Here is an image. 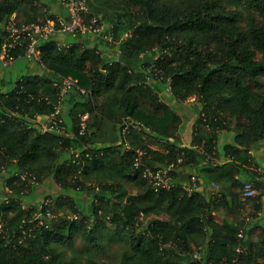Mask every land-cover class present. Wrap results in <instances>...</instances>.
<instances>
[{
  "label": "trees",
  "instance_id": "1",
  "mask_svg": "<svg viewBox=\"0 0 264 264\" xmlns=\"http://www.w3.org/2000/svg\"><path fill=\"white\" fill-rule=\"evenodd\" d=\"M37 1L0 0V24L12 13L19 22L53 17L45 9L48 15L37 18ZM96 1L87 0L85 20L100 15L112 24L115 39L131 30L119 44L123 60L86 46L80 34L67 44L61 43V34H53L38 43L46 74H23L10 89L0 90V165L7 171L8 187L6 200H0V264H73L58 247H73L77 236L87 242L83 253L90 254L82 264H104L95 258L98 253L105 257L106 247L99 242L115 237L128 240L119 264H264L249 236L251 227L239 229L228 217L220 222L213 217L217 205L231 212L243 203L242 188L235 185L253 179L247 169L254 159L248 153L264 139V88L254 93L249 86L264 76V0H117L128 11V23L120 12L107 19ZM1 44L0 32V49ZM152 63L160 70L159 76L149 73L156 87L146 81L145 68ZM59 76H71L77 84L64 97L70 93V128L64 132L60 114L59 130L40 132L34 119L58 103L53 81ZM163 85L176 100L193 96L197 102L190 146L179 143L181 118L157 100L156 90ZM85 112L86 128L80 134L79 115ZM129 121L136 126L129 125L123 134ZM198 126L209 140H203ZM222 128L233 132V141L213 157L222 154L224 162L215 163L204 151L211 153L215 131ZM107 129L111 132L105 135ZM146 133L162 147L145 144ZM135 149L143 151L144 165L166 168L173 162L174 186L154 191L141 166L134 165ZM190 155L202 163L197 183L205 177L223 182L217 197L188 193L174 178L175 166ZM20 173L35 181L21 179ZM239 173L245 178L239 179ZM259 178V192L251 197L255 211L264 196V175ZM50 179L60 189L55 195H45L38 205L24 204L26 194ZM127 183L136 191L127 190ZM79 190L90 198L88 213L77 207L73 194ZM67 209L78 212V219H69ZM47 211L55 216L48 218ZM162 212L166 218L158 217ZM142 214L149 217L141 220ZM106 225L114 228L108 238L98 233ZM124 229L128 238L121 234ZM261 232L264 244V228ZM198 248L201 256L195 261L190 252Z\"/></svg>",
  "mask_w": 264,
  "mask_h": 264
},
{
  "label": "rangeland",
  "instance_id": "2",
  "mask_svg": "<svg viewBox=\"0 0 264 264\" xmlns=\"http://www.w3.org/2000/svg\"><path fill=\"white\" fill-rule=\"evenodd\" d=\"M92 1H95V0H92ZM175 1H177V0H175ZM40 2H41L40 4L36 3L35 8H36V12H37L36 13L37 18L41 19V18L48 15L47 11H48V13H53L54 6H51V5L47 6L48 2H46L45 0H40ZM99 3L102 4V6H100V8H102L103 10L105 9L104 11L108 12L107 13L108 14L107 19L113 18L115 16L116 12H120L122 15V19L125 21V23H128V15H127L128 11L126 13V9L123 8L121 2H119L117 0H98V1L94 2V5H99ZM45 9L47 11H45ZM102 9H100V10H102ZM29 11H30V9H29ZM124 11H125V14H123ZM21 17L23 19L25 18V16H21ZM62 35H66V34H62ZM119 58H121V60H123V58L121 56ZM33 61H35L39 65V68L37 71L40 73L46 74L45 69L41 68L40 63L36 60H33ZM25 68L26 67L24 64V59H19V60L15 61L14 63L8 64V65H4L0 61V70L3 71V74L2 75L0 74V90L5 91V90L10 89L14 80H16L19 76L30 72L29 70H28V72L24 71ZM155 79L156 78L151 77L147 80V83L152 86V82ZM163 84H165V83H163ZM249 86H250L252 92H254V93L260 92L261 91L260 89L264 88V76L259 78L257 83L249 82ZM163 90H169V88L164 86ZM184 107L186 109H188V106L184 105ZM171 108L176 113L180 110V108L178 106H174V105ZM61 112L63 115V119L66 121L65 111L64 110L62 111V108H61ZM191 114L194 115L192 112H191ZM183 126H185V127H183ZM62 128H63V130H65L64 132H66V130H68L70 128V124L68 125V123L65 122L63 124ZM203 129H204L203 127L198 126L196 130L202 134L203 140L207 141V140H209V138H208V135L205 134V131H204L205 129L204 130ZM179 130H178V136H179L180 141H181V139H184L186 146H189L193 140V134H194L193 132H194L195 128L192 127L189 129V127H187V125H184V123H183L182 125H179ZM109 131L111 132L110 129L105 130V132H104L105 135H108L107 132H109ZM143 140H144L145 144L150 145L152 148H161L162 147V145L157 143L156 137L150 133H146ZM232 141H233V132L229 131L226 128L217 129L215 131V137H214V139H212V142L210 145L211 153L204 151L205 156L207 158H209L212 162L216 163L217 161L215 159H213V157L217 156L218 150L221 151L223 148V145L226 144V142H232ZM258 145L259 146L257 148H255V153H256L255 157L253 156L254 162L250 163V167H248L249 169H247V171L249 173H252V176H253V179L252 180L249 179L248 181H251L252 184L254 185V189L256 191L255 194H257L259 192V188H260V186L256 183V181L260 179L259 177L261 175H264L263 174V172H264V139L260 140ZM247 153L248 152L244 153V155L247 156ZM248 154H250V153H248ZM224 157L222 159H224ZM197 159L198 158L196 155H190L186 159L185 162L180 163V164L175 166L177 169L176 174H179L180 180H182L186 184L190 183V181H191L190 178L192 175L194 177L195 176L198 177V171H197V169L196 170L194 169L195 161ZM199 162L201 163L200 160H199ZM255 162H257V164L259 166H257ZM200 165L202 166V164H199V166ZM6 173H7V171L5 169L2 170L1 165H0V200L5 195V189L3 187L5 185L4 184V179H5L4 176L6 175ZM241 177H243V178H241ZM238 178L244 179L245 176L243 174H241V175H238ZM51 182H49V180L45 181V184L42 185V186L45 185V187H42V189H40V190H38V189H39V186H41V185L37 184L36 185V192L34 194L28 193V194H26V196H24V204L36 203L38 205L40 203V201L43 200V198H44L42 196L41 192L52 193L51 192L52 184L55 182L53 180H51ZM244 183H245V181H243V184ZM197 185H198V183H197ZM126 186H127V190H129L130 192L136 191V187L132 186L131 183H127ZM222 186H223V182H221L220 180H217V182L213 181L212 186H211V190H209L210 194H208V195H212V196L217 197L219 194V188H221ZM235 187H236V189H239V188H242L243 185L240 186L239 184H236ZM82 194H83V192H80L78 195H82ZM240 195H241V193H240ZM251 197L244 199L243 203L238 202V204L235 206V208H233L234 210L231 212L225 210V208L222 205H217V207L213 211V217L217 222H220L224 217H228L234 223V225L237 226L239 229H244V228L246 229L247 227H251L249 230V236L252 239V241L254 242V244L256 246V250L258 251L257 252L258 253V259L263 260L264 259V244H262V242H261L262 235H263L261 230H262V228H264V196L261 197L260 209H258L256 211L253 209V198H251ZM77 199H78L77 201L79 202L77 207H78L79 211L81 212V214L88 213L89 212L90 198L88 196H85L84 199H80V197H78ZM141 216H142L141 220H145V219H147V217H149L146 214H144V215L142 214ZM158 217L159 218H166L167 215L164 212H162L161 214L158 215ZM88 220L90 222H93V219L91 217L88 218ZM113 232H114V228L112 225H106V227L104 229L98 230V233L100 235L107 236L105 238H108V236H109L108 234H113ZM244 232L245 231H243V233ZM128 233L129 232L126 229H124V231H121V234H123V236L126 238H128L127 237ZM127 241H128L127 239H117L116 237L111 241H109L108 239L102 238L100 240L99 244H100V246L102 245V246L106 247L105 257H103L102 254L98 253L95 256V258L99 259V261L103 262L104 264H119L121 261L123 251L129 250ZM86 244H87V242L84 241L81 236H77L74 240L73 247H58V248L61 249V251L63 252L62 256L64 257L65 260H68L71 257L73 259V264H82L84 262V260L86 259V257H88V255L90 256V254H87L86 252L83 253V250H85V248L87 247ZM259 249H261V250H259Z\"/></svg>",
  "mask_w": 264,
  "mask_h": 264
},
{
  "label": "built area",
  "instance_id": "3",
  "mask_svg": "<svg viewBox=\"0 0 264 264\" xmlns=\"http://www.w3.org/2000/svg\"><path fill=\"white\" fill-rule=\"evenodd\" d=\"M60 3L65 8V15L53 14V17L46 18L43 22H19L16 18V14L12 13L5 23L0 24V32L2 38V44L0 49V61L4 65L11 64L17 56L22 55L28 59L36 60L40 63V49L38 43L41 40L47 39L53 34H80L88 35L93 34L98 36L101 40L108 43L109 45H115L114 53L110 58L117 60L121 55L120 41L131 35V30L125 31L123 34L114 38L112 33V24L105 21L100 15H92L89 20H85V14L88 13L87 0H60ZM23 49L22 54H15L13 51ZM153 59H158L156 52L153 55ZM154 71L156 76H159L160 70L155 66L154 63L145 68L146 81L151 78L149 73ZM53 85L58 89V103L54 106V109L48 115L40 118H35V122L40 132L48 130H59V123L62 121L61 105L63 99L73 87H77L76 80L71 76H59V80L53 81ZM84 92L83 89L80 90ZM88 114L85 112L79 115V133L83 134L86 128V119ZM134 125L132 122H124L122 128L123 134L127 132L128 126ZM125 146L129 148V144L125 142ZM78 153H75L77 156ZM143 151L135 149V156L133 159L134 165L141 166V174L143 178L151 185L154 191L161 189H169L174 186L172 176L169 171L175 164L172 162L166 168L151 167L142 163ZM181 159L178 158L177 162ZM80 172V169L78 170ZM21 179H28L34 182V176L28 177L25 173L19 174ZM190 183L184 186V189L190 193L197 189V182L195 177L192 175ZM90 184V183H88ZM97 188V187H96ZM5 192L8 191V187L5 184ZM256 193L254 185L251 181H245L242 187L241 198L246 199L254 196ZM3 198L6 200L5 195ZM67 217L69 219H78V212L66 210ZM46 216L51 218L55 216L51 212L47 211ZM1 226V224H0ZM240 235V233H239ZM238 250V248L236 249ZM193 260H199L201 253L200 249H195L190 252Z\"/></svg>",
  "mask_w": 264,
  "mask_h": 264
},
{
  "label": "crops",
  "instance_id": "4",
  "mask_svg": "<svg viewBox=\"0 0 264 264\" xmlns=\"http://www.w3.org/2000/svg\"><path fill=\"white\" fill-rule=\"evenodd\" d=\"M45 1L48 2L47 6H49V5L54 6L53 13L59 14V15H62V16L65 15V8L60 3V0H45ZM75 36H76V34L62 35V36H60L61 43L67 44V43L71 42L72 39ZM80 37L84 38V41H85L84 44L86 46H90V47H94L95 46L97 48V51H99L104 56L110 58V56L113 55L115 45H113V44L109 45L108 43H106L103 40H101L98 36H95L93 34L81 35ZM140 57L141 58L143 57L142 54L140 55ZM19 59H24V64H25V67H26L24 71L28 72V70H29L30 72H33V73H40V72L37 71L38 68H39V65L35 61H33V59L30 60V59H28V58H26V57H24L22 55H19L18 57H16V59L12 63H14L15 61H17ZM41 68H43V67L41 66ZM0 74L1 75L3 74L2 70H0ZM157 84H159L158 81L157 80H153L152 87H154V86L156 87ZM156 92H157V96H158V98H157L158 101L163 102V103H165V104H167L168 106H171V107L174 105V106H178L180 108V110L177 112V114L181 118V125L184 123V125H187V127H189V129L194 127L196 118L198 116L199 107H198L197 102H196V100H195V98L193 96H191V97H189V98H187L185 100H176L172 96V94L170 93V90H156ZM69 97H70V93H69L67 98L63 99L64 102L62 103L63 104L62 105V111L63 110L65 111L66 123H68V125H69V117H67V108H68ZM184 105L188 106V109H186L184 107ZM191 112L194 115H192ZM61 115H62V112H61ZM62 117H63V115H62ZM183 127H185V126H183ZM179 143L181 145H186L184 139H181V141H179ZM249 152H250V154L252 156L255 157V154H256L255 153V148L250 149ZM222 158H223L222 154H220L219 157H215L213 159H215L217 161L216 163H221V162H224V160H225V159H222ZM199 164H202V163H200L199 159H197L195 161V166H194L195 170L197 169V166H199ZM241 174H238V175H241ZM238 175H236V176H238ZM175 177H176V180H178V182H180L183 185V187L187 185L182 180H180V175L179 174H176ZM172 179H173V177H172ZM204 180H207V182H208L207 185L205 184ZM204 180H202V181H200L198 183L196 190L200 191V192L201 191L204 192L205 196L208 197L209 196L208 194H210L209 190H211L212 182L213 181L217 182V179L216 180L215 179L212 180V179H208L207 177H205ZM49 182H51V180H49ZM173 182H174V179H173ZM42 187H45V185L44 186H42V185L39 186L38 190L42 189ZM59 190H60L59 187L55 183H53L52 184V189H51L52 193H47V192L46 193L41 192V193H42V196L44 197L45 195H49V194L50 195H55V193H57ZM80 192H83V191L79 190V191H76V193L73 194V196L75 197L76 200H78L77 199L78 197H80V199H84V197H85L84 192H83L82 195H78Z\"/></svg>",
  "mask_w": 264,
  "mask_h": 264
}]
</instances>
